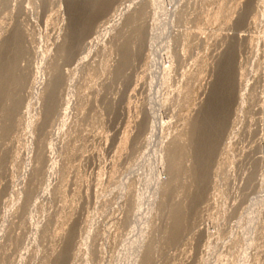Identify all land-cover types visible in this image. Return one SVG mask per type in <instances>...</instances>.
I'll list each match as a JSON object with an SVG mask.
<instances>
[{"label": "rangeland", "instance_id": "obj_1", "mask_svg": "<svg viewBox=\"0 0 264 264\" xmlns=\"http://www.w3.org/2000/svg\"><path fill=\"white\" fill-rule=\"evenodd\" d=\"M97 2L0 0V264H264V0Z\"/></svg>", "mask_w": 264, "mask_h": 264}, {"label": "bare ground", "instance_id": "obj_2", "mask_svg": "<svg viewBox=\"0 0 264 264\" xmlns=\"http://www.w3.org/2000/svg\"><path fill=\"white\" fill-rule=\"evenodd\" d=\"M71 3L73 4H76L78 2V0H70ZM98 1V2H97ZM110 0H95V5H94V8L90 9L88 12H87V9L85 12L86 13V17L82 20L80 19H77V20H80L79 22H75L78 27H77V30L79 31V34L81 35L83 32L86 31V29H88V27L93 23L92 20H93V17L96 16V14L102 10H104L106 8V6L108 5ZM29 2V1H28ZM87 2V1H86ZM85 2V3H86ZM93 3V2H92ZM84 4V3H83ZM82 4V5H83ZM89 6V5H88ZM91 6V5H90ZM77 7V5H76ZM73 9V8H72ZM82 9V8H81ZM71 10V9H70ZM77 10V9H75ZM85 10V9H84ZM83 10V11H84ZM82 11V10H81ZM74 12V11H73ZM72 13V11H71ZM83 13V12H82ZM81 13V14H82ZM74 14V13H73ZM72 14V16H73ZM79 14V13H78ZM85 14V13H84ZM76 16V15H75ZM74 17V16H73ZM80 17V16H79ZM82 17V16H81ZM78 18V16L76 17ZM75 19V18H74ZM75 21V20H74ZM71 22V21H70ZM72 23V22H71ZM75 25V24H74ZM78 38V37H77ZM5 40L3 42H0V102H3V100L5 99H10L11 98V92H12V86H16L17 84L20 83V78H18V75H16V71L18 70L17 69V63H18V60L21 59V55H22V43H21V36H20V33L17 31V30H13V33L8 37V38H4ZM67 43V42H66ZM69 43H67V45L65 46V50L68 49V45ZM64 47V46H63ZM63 55V54H62ZM58 75V74H57ZM55 75L53 81H52V84L51 86L49 87V90H48V95H47V110L46 111H49L51 110V103H52V98H53V93H54V89L55 87L57 86L58 84V81H59V76ZM243 76V75H242ZM244 79V78H243ZM228 89V88H227ZM228 101V100H227ZM13 108L15 107V102L13 101V104L11 105ZM263 106V105H262ZM13 108H10L8 109L7 111V116L9 115V113L11 112V109ZM215 110V109H214ZM212 113V111H210ZM213 114V113H212ZM209 116V114L207 115V117ZM214 117V116H213ZM209 118V117H208ZM212 118V117H211ZM198 119V118H197ZM206 119V118H205ZM214 119V118H213ZM208 120V119H207ZM221 120V118H220ZM202 121V120H201ZM204 121V120H203ZM210 120H208L209 122ZM197 122V121H195ZM198 122L199 119H198ZM212 123V120L210 121ZM215 122V121H214ZM232 122V121H231ZM204 122H202V125H196L194 127L195 129V132L193 133V138L194 140H199V145L201 146L204 142V139L207 137V134L205 135V133L208 131L209 132V129L207 127H205L206 125L203 124ZM219 123V122H218ZM234 123V122H233ZM197 124V123H196ZM201 124V123H200ZM209 124V123H208ZM214 124V123H213ZM212 124V125H213ZM215 125V124H214ZM211 126V125H210ZM218 126V125H217ZM216 127V126H214ZM193 128V127H192ZM210 128V127H209ZM211 129V128H210ZM216 129V128H214ZM214 131V130H213ZM212 131V133L214 134V132ZM205 132V133H204ZM211 132V130H210ZM192 133V132H191ZM211 134V133H210ZM212 134V135H213ZM218 134V133H217ZM217 134H214V135H217ZM214 137V136H213ZM211 138V137H210ZM193 140V141H194ZM208 140V139H207ZM192 141V140H191ZM210 143V140L208 141ZM207 142V143H208ZM214 143V141H213ZM212 143V145H213ZM206 144V142H205ZM208 145V144H207ZM211 146V143L209 144ZM208 145V146H209ZM202 147V146H201ZM203 147L205 148V145H203ZM207 147V146H206ZM203 148V150H204ZM209 148V147H208ZM211 149V147H210ZM213 149V148H212ZM197 150V149H196ZM207 150V148L205 149ZM202 151V150H201ZM209 151V150H208ZM197 153V152H196ZM194 153V154H196ZM210 153V152H208ZM219 153V152H218ZM205 155H208V154H203V152L201 153H198V165L194 168L195 170V173H197L199 175V177H201L203 175L202 173V167L200 166V163L203 162L204 158L206 157ZM203 180V179H202ZM179 212V211H178ZM175 213V212H174ZM174 227L173 228V231L174 230H177L179 228V222L181 221L179 219V216L178 214H174ZM183 225V224H182ZM218 233V232H217Z\"/></svg>", "mask_w": 264, "mask_h": 264}]
</instances>
